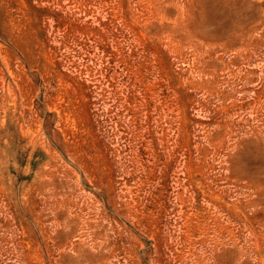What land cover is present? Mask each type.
<instances>
[{
  "label": "rangeland",
  "instance_id": "374dc122",
  "mask_svg": "<svg viewBox=\"0 0 264 264\" xmlns=\"http://www.w3.org/2000/svg\"><path fill=\"white\" fill-rule=\"evenodd\" d=\"M0 264H264V0H0Z\"/></svg>",
  "mask_w": 264,
  "mask_h": 264
}]
</instances>
